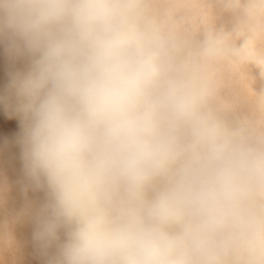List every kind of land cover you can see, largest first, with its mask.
<instances>
[{
	"label": "clouds",
	"instance_id": "clouds-1",
	"mask_svg": "<svg viewBox=\"0 0 264 264\" xmlns=\"http://www.w3.org/2000/svg\"><path fill=\"white\" fill-rule=\"evenodd\" d=\"M0 47L47 264H260L264 140L205 110L139 0H0Z\"/></svg>",
	"mask_w": 264,
	"mask_h": 264
},
{
	"label": "bare ground",
	"instance_id": "bare-ground-1",
	"mask_svg": "<svg viewBox=\"0 0 264 264\" xmlns=\"http://www.w3.org/2000/svg\"><path fill=\"white\" fill-rule=\"evenodd\" d=\"M139 10L173 66L220 114L205 110L251 140H264V0H139ZM9 70L0 47V88ZM18 136L16 123L0 113V264H47L33 240L46 193L27 184ZM254 260L234 251L225 264Z\"/></svg>",
	"mask_w": 264,
	"mask_h": 264
},
{
	"label": "rangeland",
	"instance_id": "rangeland-1",
	"mask_svg": "<svg viewBox=\"0 0 264 264\" xmlns=\"http://www.w3.org/2000/svg\"><path fill=\"white\" fill-rule=\"evenodd\" d=\"M209 6V5H207ZM204 107L205 109L213 112L216 115L220 114V110L218 108H216V106L214 105L213 101L208 97H206V100H204Z\"/></svg>",
	"mask_w": 264,
	"mask_h": 264
}]
</instances>
